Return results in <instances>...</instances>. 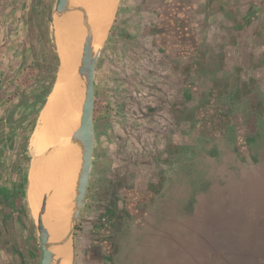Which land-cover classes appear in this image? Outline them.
I'll return each mask as SVG.
<instances>
[{"label":"rangeland","instance_id":"rangeland-1","mask_svg":"<svg viewBox=\"0 0 264 264\" xmlns=\"http://www.w3.org/2000/svg\"><path fill=\"white\" fill-rule=\"evenodd\" d=\"M54 5L0 0V212L20 234L26 264L39 260L30 140L61 67ZM119 5L97 59L96 140L73 264L102 241L97 235L110 237L119 264H264V86L253 96L228 88L243 118L217 134L225 124H208L217 110L206 83L199 109L187 107L197 78L190 60L177 58L185 52L161 55L169 43L163 34L158 42L161 0ZM146 193L151 205L143 207Z\"/></svg>","mask_w":264,"mask_h":264},{"label":"crops","instance_id":"crops-1","mask_svg":"<svg viewBox=\"0 0 264 264\" xmlns=\"http://www.w3.org/2000/svg\"><path fill=\"white\" fill-rule=\"evenodd\" d=\"M161 3L165 10L166 24L164 23L165 27L158 42L164 44L162 34L169 42L165 41L167 52L163 51L161 55L166 57L170 52H175L176 55L185 52L183 53L186 54L185 57L177 58H188L192 66L191 72L194 74L192 81L197 78L192 84L194 88L196 87L195 91H191L193 98L189 106L187 102L185 104L188 108L191 106V109H199L200 101L195 98L196 96L199 98L201 93L203 96L206 95L200 87L206 83L209 89L208 107L217 110L215 118L208 120V124L214 125L216 122L225 124L223 128L216 129L217 134L224 135L226 131L233 129H229L228 125L235 124L237 120L243 118L228 99V88L230 91L240 92L241 85V91L244 87L248 88L245 95L253 96V93L257 94V90L253 92L256 86H264V0H220V5L215 4L216 0H161ZM119 4L121 0L116 4L118 9ZM173 30L178 32L175 34ZM228 73L231 75L228 76ZM220 75H224L223 80L218 78ZM232 77L237 79L231 80ZM175 89L177 92L176 84ZM180 92L181 101L179 105L176 104V108L180 107L183 112L184 89H180ZM261 106L264 108V103L257 105ZM151 195L154 193L151 192ZM145 198L143 207L151 205L152 198L148 197L147 193ZM2 214L0 212V264H26L20 234L12 229L11 221ZM121 215L117 214L119 223L123 221ZM105 221L107 226L112 224L111 218ZM119 223L116 226H119ZM95 237L102 238V241L96 240L98 245L92 247V250L88 249V245L85 247L86 250L82 252V264H119L120 251L117 254L118 249L113 250L110 237L107 235Z\"/></svg>","mask_w":264,"mask_h":264},{"label":"bare ground","instance_id":"bare-ground-1","mask_svg":"<svg viewBox=\"0 0 264 264\" xmlns=\"http://www.w3.org/2000/svg\"><path fill=\"white\" fill-rule=\"evenodd\" d=\"M64 3L69 12L56 15L53 23L61 58L60 73L30 140L34 159L30 183L34 214L49 238L52 264H73L71 214L82 163L80 120L86 98L88 58L99 55L118 0Z\"/></svg>","mask_w":264,"mask_h":264},{"label":"water","instance_id":"water-1","mask_svg":"<svg viewBox=\"0 0 264 264\" xmlns=\"http://www.w3.org/2000/svg\"><path fill=\"white\" fill-rule=\"evenodd\" d=\"M55 12L53 17L56 15H63L69 12L67 6H65L66 0H54ZM86 43L85 47L86 48ZM98 56L88 58L89 68L87 70V86H86V98L83 105V115L81 121V143H82V163L79 170L77 183H76V196L74 198V205L72 207L71 220L73 222L72 230L74 231L76 224L80 218L81 212L85 205L86 195L89 186V178L92 169L93 152L95 146V125H94V108H95V78H96V65ZM47 195L44 197L43 212H46ZM31 208V207H30ZM32 211V209H31ZM34 219L35 215L32 212ZM35 225L37 228V236L39 243V260L38 264H52L53 256L50 252L48 245V236L43 230L42 224L39 220L35 219Z\"/></svg>","mask_w":264,"mask_h":264}]
</instances>
